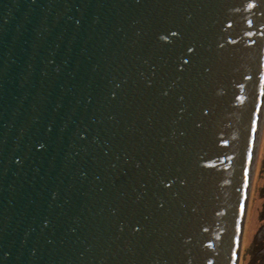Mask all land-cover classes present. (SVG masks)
I'll use <instances>...</instances> for the list:
<instances>
[{
  "label": "water",
  "instance_id": "95a60500",
  "mask_svg": "<svg viewBox=\"0 0 264 264\" xmlns=\"http://www.w3.org/2000/svg\"><path fill=\"white\" fill-rule=\"evenodd\" d=\"M264 108V0H0V264H238Z\"/></svg>",
  "mask_w": 264,
  "mask_h": 264
},
{
  "label": "rangeland",
  "instance_id": "374dc122",
  "mask_svg": "<svg viewBox=\"0 0 264 264\" xmlns=\"http://www.w3.org/2000/svg\"><path fill=\"white\" fill-rule=\"evenodd\" d=\"M261 123L238 264H264V113Z\"/></svg>",
  "mask_w": 264,
  "mask_h": 264
},
{
  "label": "bare ground",
  "instance_id": "6f19581e",
  "mask_svg": "<svg viewBox=\"0 0 264 264\" xmlns=\"http://www.w3.org/2000/svg\"><path fill=\"white\" fill-rule=\"evenodd\" d=\"M249 192V191H248ZM249 195V194H248Z\"/></svg>",
  "mask_w": 264,
  "mask_h": 264
}]
</instances>
